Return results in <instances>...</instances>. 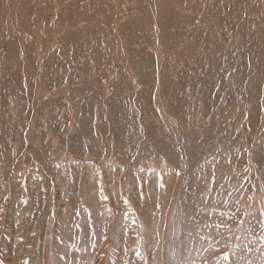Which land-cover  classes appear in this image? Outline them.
<instances>
[{
  "label": "rangeland",
  "instance_id": "rangeland-1",
  "mask_svg": "<svg viewBox=\"0 0 264 264\" xmlns=\"http://www.w3.org/2000/svg\"><path fill=\"white\" fill-rule=\"evenodd\" d=\"M0 264H264V0H0Z\"/></svg>",
  "mask_w": 264,
  "mask_h": 264
}]
</instances>
